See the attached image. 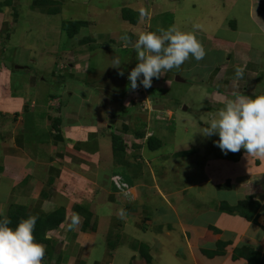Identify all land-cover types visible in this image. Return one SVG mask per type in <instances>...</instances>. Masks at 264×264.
Wrapping results in <instances>:
<instances>
[{"label": "crops", "instance_id": "obj_1", "mask_svg": "<svg viewBox=\"0 0 264 264\" xmlns=\"http://www.w3.org/2000/svg\"><path fill=\"white\" fill-rule=\"evenodd\" d=\"M76 5L77 0H0V39L15 38L22 19L27 25L24 35L41 19L47 32L55 24L58 35V27L67 35L64 26L75 25L77 31L66 40L78 42L82 34L95 29L92 21L77 20L66 12L67 6ZM121 7L114 26L103 33V41H117V35L137 25L139 29L144 22L153 32L174 28L193 34L204 47L205 57L200 61L190 57L180 68L153 79L144 102L146 106L154 102L158 106L151 109L159 112L146 109L135 115L118 102V110L109 107L108 99L101 105L100 97L93 99L92 93L73 101L77 97L73 90L81 86L95 90V81L75 87L62 103L53 89L46 91L58 88L47 76L65 62L70 49L63 52L53 47L37 63L38 73L28 66L15 68L24 74L19 80L22 85L14 88L16 74L3 60L6 52L0 47V193H4L0 208H6L0 218L18 220L13 213L20 210L43 220L60 209L65 211L59 227L42 230V264H145L142 246L150 264H249L243 258L232 259L233 252L244 246L264 256V159L248 157L243 149L224 155L200 133L217 110L238 95H264V0H122ZM64 12L68 18H63ZM169 15L173 20L167 23ZM112 31L117 34L111 36ZM131 32V43L107 47L121 48L116 60H130L128 51L135 52L132 44L141 32ZM83 57L84 70L95 72L88 52ZM241 69L243 74L237 76ZM67 72L66 79L76 77ZM166 113L177 126L171 123L166 128L156 122ZM138 128H144L142 136L136 135ZM176 132L182 134L181 144L171 139ZM154 133L160 146L149 149L147 142ZM114 136L125 145L123 162L114 157ZM156 162L165 170L200 168L203 178L198 182L158 178L153 172ZM114 175L124 182L129 195L117 191ZM254 203L257 224L234 211L243 205L247 212ZM153 211L160 216L154 217ZM149 222L157 229L144 233L137 251L131 253L129 245H123L129 243L130 229L138 232ZM89 228L94 234H89ZM60 233L63 237L57 236ZM106 238L112 241L107 244ZM59 247L61 251L54 255L48 249Z\"/></svg>", "mask_w": 264, "mask_h": 264}, {"label": "rangeland", "instance_id": "obj_2", "mask_svg": "<svg viewBox=\"0 0 264 264\" xmlns=\"http://www.w3.org/2000/svg\"><path fill=\"white\" fill-rule=\"evenodd\" d=\"M85 4L82 5V3L79 2V0H77L78 5L76 6H72L69 7L67 6L66 8V12L68 11V13H73L76 17L77 20H82L83 21H92L93 22V28L101 34L97 35L95 34V30H91V31H86L85 33L87 34H82V38L76 42V39H73L71 41V43H69V41L66 40L67 35L64 31L59 30L58 27V34H55L57 32V27L55 26V24H51L53 27H49L48 32L46 29H43L44 26H42V23L40 22L41 19H35L33 20V23L35 22V24L30 28V30H32L29 34H27V32L25 33L26 35L22 34L23 30L27 31V25L25 23V20L22 19V22L20 23V29L19 32L16 33L15 38H11V41H7L5 38L0 39V47L3 50V52L5 51V55L3 56V60H5V63L7 66H9L13 72H15V76L13 77L12 81H13V87H20L22 85L21 82H19V80H21L22 75L24 74V72H17L14 69L15 68H21L23 66H28L30 67L34 73H38L37 70H39V67L37 66V63H39L43 58H44V54L49 52L53 47L56 48V50L61 49L63 52H65L67 49L72 50L71 52L65 54V62L62 63L60 66H57V70H54L53 74H50L48 77V79L50 81H53L55 83H57L59 86L58 88H54L52 87H48L46 91H49L51 89H53L54 91V97H56L59 101V103L65 100V98L70 99L68 96V92H72L73 89H75V87L77 88L79 85H81L82 83L85 84H89L90 80L92 81V83L95 81V84H97V87H95V90L92 88V90L89 87H86L84 89V87H80L77 90H73L75 91V93L77 94V97L73 98V101L75 102H79L80 101V97H82V100H85V96H87L88 93H92L93 96L94 94L96 96H94L93 99H98V97H100L99 101L101 102V105L105 106V103L103 100L107 101L106 105L113 106V109H117L118 105L121 106V108L123 106H127V104L130 102V100H134L136 102V108L134 111L135 115H140V111L138 109H140V107L142 106H138V102L139 101H145L146 96H145V91H142L141 88L139 87L137 90L135 91H131L128 88V80H127V75L128 73L131 71L132 68H134L137 64V61H135L136 59V53L135 52H130L128 51V54L131 53L130 55V60H120L121 62V67L119 69L117 68H113V62L116 60V55L117 53L120 52L121 48H107L109 45H114L115 42H120V44L122 45H126L127 42L123 39L124 36H127L129 40L131 36V34L133 32H131V30L134 32H137V34H140V29L142 28L143 31L141 33L144 32H153V29L151 30V25L148 23H142L140 28L137 29L136 27H132L130 29L129 32H122L121 35H117L116 39L117 41L113 40V39H108V40H102L101 37H103V33L106 31L107 28L109 27H113L114 23L116 19H114L115 15L119 14V10L122 9V7L120 8V6L122 5V0H84ZM159 1V0H157ZM245 9H242L240 11V15L243 18V13H244ZM66 12L63 13V18H68V16L66 15ZM158 14V13H157ZM94 17V18H93ZM112 19H113V23H112ZM121 19V18H120ZM172 17L171 15L167 16V23H169L170 21L172 22ZM63 22V20H61ZM60 21V23H61ZM54 22L57 23V20H54ZM89 23V22H87ZM247 22H243L241 25L244 27L246 26ZM48 24H46L47 26ZM26 26V27H25ZM249 26V24H248ZM250 28V27H247ZM94 32V33H93ZM111 36L117 34V32H111L110 33ZM121 36V37H120ZM135 38V37H133ZM65 41V43H64ZM125 41V42H124ZM68 42V43H67ZM114 43V44H113ZM77 45V46H76ZM126 47V46H125ZM66 49V50H65ZM82 49V50H81ZM55 50V49H53ZM85 51L88 52L89 54V61H90V66L95 70V72L93 71H85L84 67L87 64H82L81 65V61H82V57H83V53L85 55ZM110 53V54H109ZM9 54V56H8ZM82 55V56H81ZM84 58V57H83ZM13 63V64H12ZM69 64H72V66H68ZM105 65V66H103ZM123 70L124 71V76H120L118 75V72ZM67 71H71L72 74L75 73L76 77H71L73 79L70 78V80L66 79L65 75L66 73H70ZM41 73H44L42 71H40ZM51 72V71H50ZM98 74L97 78H96V74ZM89 75H91L89 77ZM96 78V79H95ZM95 79V80H94ZM68 80V81H66ZM17 81V82H14ZM90 85V84H89ZM123 87V88H122ZM118 88V89H117ZM40 89V88H39ZM122 89V90H121ZM42 90H44L42 88ZM110 90H112L110 92V94L108 93ZM114 90V93H113ZM118 90V93H117ZM108 91V92H107ZM99 92L100 96L97 95L96 93ZM124 92H126V94H124ZM104 94V95H103ZM127 95V96H126ZM104 96H109L108 98L104 97ZM171 96V95H170ZM126 97H130V98H126ZM172 97V96H171ZM126 98V99H125ZM148 98V97H147ZM61 100V101H60ZM112 103L113 105H111L110 103ZM117 102L119 103L117 105ZM140 103V102H139ZM116 104V105H115ZM170 104V103H169ZM130 105L132 106V103H130ZM140 105V104H139ZM116 106V107H115ZM133 107V106H132ZM194 108H196V103L194 105ZM118 110V109H117ZM107 111L109 112V110L107 109ZM192 114H194L195 111H191ZM112 113H116V112H112ZM117 113H121V111L117 112ZM201 113L196 112L197 116H200ZM158 118H165L167 119L170 123L167 124L168 122H163L160 125L165 126L166 128H169L172 121H170V117H169V113H166V115H161ZM110 123V121L108 122ZM112 123V122H111ZM159 124V123H158ZM173 125H171L172 127L177 126V124L172 123ZM112 126V125H109ZM157 131V130H156ZM160 134V133H159ZM158 136V134L154 133L152 135V137L154 138ZM172 140L177 142L178 144H181L182 141H180V138H182V134L181 133H172ZM112 135L108 136V139L111 140ZM159 138V136H158ZM216 136H213L211 138H209V141L213 144V141L215 140ZM161 139V137H160ZM165 138L163 139L162 143L164 144ZM166 158H162V160L159 158L158 160L160 161H165ZM167 160V159H166ZM155 168H153V172L155 173L154 175H156L158 178H162V177H179V179H182V181L189 179L192 180L194 182H198L199 180H201L203 178L202 172L201 170H199L200 168H196V170L194 169L192 170H187L186 168H180V167H175L172 170L170 169H163L160 167V162H156L154 163ZM167 165H170L167 163ZM200 166V165H199ZM190 168V167H188ZM136 172H138L139 168L135 167ZM153 192V190H151ZM158 193V192H156ZM4 193H0V199L4 198L2 195ZM126 196L127 194L124 193ZM2 207V206H1ZM153 208V207H152ZM6 208H0V214L1 215H5L6 214ZM86 211V210H85ZM153 216H160L159 214L155 213V211L152 212ZM16 217H19L21 212L20 210H16L13 213ZM161 219V218H160ZM12 222H18V220H12L10 219ZM152 221V220H151ZM170 223V222H169ZM15 224H10L9 226H13ZM129 225V224H127ZM167 225V224H166ZM169 225V224H168ZM157 229V227H154V224L149 222L146 224V227L144 226L143 229H140L138 232L137 231H133V229H130V239H129V243H125L123 245L127 246V244L129 245L128 248L130 249L131 253L134 252V250L137 251V247L138 245V240L143 238L144 233H153L155 230ZM94 230H91L89 228L88 232L89 234H94L93 232ZM142 231V232H141ZM136 232V233H135ZM176 232V231H175ZM175 232H172L173 236H175ZM179 233V231H178ZM177 233V234H178ZM58 237H63L61 235V233L59 235H57ZM175 239V237L173 238V240ZM112 240L109 239H105V243L109 244ZM103 242H104V238H103ZM91 242L87 243V245L89 246ZM100 243H101V238H100ZM132 245L135 246V249H132ZM85 247H87L85 245ZM49 250H51V253L54 254H58L61 251V247L59 248H48ZM176 251L179 252V247L178 245H176ZM96 255H98V252H95ZM136 254V252H135ZM264 259V258H263ZM261 264H264V261L261 259Z\"/></svg>", "mask_w": 264, "mask_h": 264}, {"label": "clouds", "instance_id": "obj_3", "mask_svg": "<svg viewBox=\"0 0 264 264\" xmlns=\"http://www.w3.org/2000/svg\"><path fill=\"white\" fill-rule=\"evenodd\" d=\"M123 39L131 43L127 36ZM132 47L136 53L137 64L127 75L128 88L135 91L140 87L145 91L146 98L149 95L146 90L152 87L153 79L159 80L172 69L180 68L190 57L200 61L206 55L204 47L193 34L174 28L141 33ZM112 67L119 69L121 62L115 60ZM242 74L243 70H238L237 76ZM118 75L124 76V71H119ZM133 102L135 104L132 107L130 103ZM139 102L138 106H142L138 109L140 113L146 109L151 113L159 112L151 109L158 106L154 102L149 101L147 106L144 101ZM125 107H129L134 113L136 102L130 100ZM155 120L160 124L169 122L165 118ZM200 133L207 138L218 137L213 143L224 155L243 149L248 157L264 159V95H238L236 99L219 108ZM113 178L117 191L127 192L124 191L125 184L120 177L114 175ZM36 221L37 217L29 216L21 220L15 228H11L10 220L0 219V264H42L45 247L35 242L33 232Z\"/></svg>", "mask_w": 264, "mask_h": 264}, {"label": "trees", "instance_id": "obj_4", "mask_svg": "<svg viewBox=\"0 0 264 264\" xmlns=\"http://www.w3.org/2000/svg\"><path fill=\"white\" fill-rule=\"evenodd\" d=\"M123 17H124V19H128L126 15H124ZM74 26L75 25L64 26V29L67 31L68 37H70V35H72L75 31H77L76 29H74ZM141 130H142V128H138L136 130V135L142 136L141 134H143L144 131L143 130L141 131ZM147 143H148L149 149H154V146L155 147L160 146V141L155 139V137L154 138L150 137ZM112 151H113L114 157L116 159L118 158L119 162L120 161L123 162L122 157L124 156L125 145L123 144V142L118 137H115V136L112 138ZM252 206H253V208H251L247 212H243L244 211L243 205L235 207L234 211L238 212L239 214H242V216L247 218L249 221L257 224V222H256L257 214H255V212L257 210L256 207H258V205L256 206L254 203V204H252ZM23 213L20 214L18 222L16 221L15 223H13L15 225L10 226L11 228H15L21 220L28 218V216L24 215ZM64 218H65V211L61 210V209L58 210L57 212L46 215L43 220L40 218H37L36 227H35V230L33 232L35 242L40 243V242L44 241L43 233H42V230L44 228L55 229V228L60 226V224L63 222ZM140 256H141V258H143L145 264H150L151 259H150V256L148 255V253L146 252V249L144 246H142L140 249ZM238 258H243L249 264H261V259L264 261V259H263L264 256L261 255L260 252L254 250L253 248L245 247V246L240 248V249L238 248L233 252L232 259L236 260Z\"/></svg>", "mask_w": 264, "mask_h": 264}]
</instances>
